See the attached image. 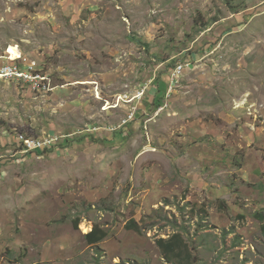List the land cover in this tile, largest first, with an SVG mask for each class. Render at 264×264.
<instances>
[{"label": "rangeland", "instance_id": "obj_1", "mask_svg": "<svg viewBox=\"0 0 264 264\" xmlns=\"http://www.w3.org/2000/svg\"><path fill=\"white\" fill-rule=\"evenodd\" d=\"M19 58L53 89L0 78V155L60 141L0 161V264H264V0H0Z\"/></svg>", "mask_w": 264, "mask_h": 264}, {"label": "built area", "instance_id": "obj_2", "mask_svg": "<svg viewBox=\"0 0 264 264\" xmlns=\"http://www.w3.org/2000/svg\"><path fill=\"white\" fill-rule=\"evenodd\" d=\"M23 62L24 61L19 58V60H8L1 64L0 78L8 81L25 83L32 86L35 90H46V92H49L53 89L51 76L45 74L39 69L37 61L34 60V62L27 67L24 66ZM185 66L187 65L179 62L172 70L170 74V86L168 87L165 102L172 96L174 89L178 86L180 78L183 76L182 74H184ZM167 103L168 102H166L165 105ZM161 109H163V107ZM134 117L135 116H129V119H127L125 123ZM17 138V142L10 143L14 147L15 151L7 150L5 155H2V153L0 155V161L3 157L6 158L15 155L23 156L52 150V148H55L58 145L57 143L60 141L59 136L51 133H47L45 136L38 138L18 133ZM13 159L16 161L15 158Z\"/></svg>", "mask_w": 264, "mask_h": 264}, {"label": "trees", "instance_id": "obj_3", "mask_svg": "<svg viewBox=\"0 0 264 264\" xmlns=\"http://www.w3.org/2000/svg\"><path fill=\"white\" fill-rule=\"evenodd\" d=\"M140 42L142 41L140 40ZM162 74L163 73H161L160 76H158L157 94L154 100V105L156 108L163 106L162 102L164 101V98L166 99L165 94L167 91V84H168L167 82H168V79H170L169 76L171 73L169 74L167 78L166 84H164L163 81L161 80ZM66 141L67 139L65 140V142ZM68 142L69 140L66 143ZM63 144L64 142L61 143L59 146L63 147ZM52 150H54V148H52ZM79 221H80L79 219L75 221L76 227H78ZM129 223H130L128 224L129 228L131 227L132 229H135L138 232L141 230V227L135 221H131ZM85 237L90 245L97 246L98 244L103 242L108 237V232L107 230L96 225L92 229V231L89 232ZM158 246L160 247L163 253V257L166 259L168 263L176 264V261L181 260V264H192V261H191L192 259L189 254L187 255V259L183 258L184 254L186 253V249H188V245L185 242L182 234L176 233L168 239H159Z\"/></svg>", "mask_w": 264, "mask_h": 264}, {"label": "crops", "instance_id": "obj_4", "mask_svg": "<svg viewBox=\"0 0 264 264\" xmlns=\"http://www.w3.org/2000/svg\"><path fill=\"white\" fill-rule=\"evenodd\" d=\"M253 141V140H252ZM252 143H258L256 140L255 141H253Z\"/></svg>", "mask_w": 264, "mask_h": 264}, {"label": "clouds", "instance_id": "obj_5", "mask_svg": "<svg viewBox=\"0 0 264 264\" xmlns=\"http://www.w3.org/2000/svg\"><path fill=\"white\" fill-rule=\"evenodd\" d=\"M168 85H169V84H168ZM167 91H168V87H167ZM167 91H166V92H167ZM164 102H165V100H164ZM162 107H163V106H162ZM162 107H161V108H162Z\"/></svg>", "mask_w": 264, "mask_h": 264}]
</instances>
